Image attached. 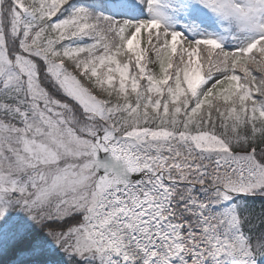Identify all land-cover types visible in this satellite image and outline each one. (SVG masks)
I'll use <instances>...</instances> for the list:
<instances>
[{"label": "rangeland", "instance_id": "obj_1", "mask_svg": "<svg viewBox=\"0 0 264 264\" xmlns=\"http://www.w3.org/2000/svg\"><path fill=\"white\" fill-rule=\"evenodd\" d=\"M110 7L114 28L127 37V48L139 49L144 54L145 47H171L185 65L189 89L197 95L207 91L221 78L204 75L199 58L201 40L222 48L232 56L241 50L251 49L264 37V0H117L111 1ZM18 18L19 14L14 13V19ZM8 56L10 58L0 52V78L7 79L14 92L27 89V97L31 101L29 117L17 112L19 121L23 122L18 131L0 121V255L24 233L40 226L43 219L62 221L75 216L79 224L64 233H52L49 239L38 241L33 249L23 252L16 263L57 251V257L53 254L55 260L46 264H84L89 259L92 261H87L88 264L93 261L127 264L128 254L118 234V223L112 220L111 213L115 212L119 220L122 215L112 207V203L123 199L129 203L132 212H139L133 208L134 193L143 198L142 189L149 186L152 177L145 172L141 184L131 187L134 191L127 192L110 177L97 175L93 165L96 150L108 146L113 149L119 144L112 134L103 133L101 119L106 114L102 102L79 83L77 71L71 72L61 64L55 65L51 74L60 81L69 100L61 104L52 100L45 109L39 107L41 88L37 82V66L25 58ZM142 61L144 77L159 80L151 58L146 60L143 57ZM9 66L17 71L13 72ZM11 74L17 76L16 81L9 77ZM162 133L193 139L207 159L235 157L254 164L256 182L235 194L232 205L246 250L253 262L260 264L251 236L242 228L238 211L242 201L238 200L240 196H264V163L260 164L254 153L232 152L221 138L209 132L175 133L137 127L123 135L138 140L136 137L139 135ZM159 142L164 144L165 140ZM120 143L133 147L131 141ZM181 145L188 147L185 142ZM112 153L117 154L116 150ZM132 166L136 167V164L132 163ZM13 191L20 193L22 198L16 192L11 196ZM148 210L147 206L143 208V211ZM144 214L140 220L142 228L150 225L151 212ZM2 219L6 220L4 225ZM129 219L138 226L137 222ZM114 248L116 256H119L112 261Z\"/></svg>", "mask_w": 264, "mask_h": 264}, {"label": "trees", "instance_id": "obj_2", "mask_svg": "<svg viewBox=\"0 0 264 264\" xmlns=\"http://www.w3.org/2000/svg\"><path fill=\"white\" fill-rule=\"evenodd\" d=\"M111 1L117 0H0V52L37 66L41 88L37 106L45 109L49 101L61 104L69 100L60 81L51 74L55 65L62 64L71 72L77 71L79 83L102 102L106 115L101 121L119 134L137 127L175 133L209 132L233 152L254 153L257 161L264 163V37L251 49L232 56L201 40L199 58L204 75L221 78L197 95L189 89L185 65L171 47H145L144 54L127 48V37L114 28ZM16 12L18 19H14ZM143 57L151 58L159 80L144 77ZM9 77L16 81V75ZM14 91L7 79L0 78V121L18 131L23 122L17 112L29 117L31 100L27 89ZM240 200L242 228L251 236L259 263L264 264V196H240ZM2 220L4 225L6 220ZM79 223L75 216L62 221L43 219L40 226L24 233L0 255V264L48 263L59 252L16 261L38 241Z\"/></svg>", "mask_w": 264, "mask_h": 264}, {"label": "bare ground", "instance_id": "obj_3", "mask_svg": "<svg viewBox=\"0 0 264 264\" xmlns=\"http://www.w3.org/2000/svg\"><path fill=\"white\" fill-rule=\"evenodd\" d=\"M136 138L139 143L131 148L125 143L113 146L140 171V178L131 182L140 185L145 172L152 177L142 189L143 198L134 193L133 208L139 212H132L126 200L112 203L122 215L119 220L111 213L127 264H254L232 205L235 194L256 182L254 164L235 157L207 159L193 139L182 135ZM145 206L148 211H143ZM145 212H151L150 225L142 228ZM116 255L114 248L112 261Z\"/></svg>", "mask_w": 264, "mask_h": 264}, {"label": "water", "instance_id": "obj_4", "mask_svg": "<svg viewBox=\"0 0 264 264\" xmlns=\"http://www.w3.org/2000/svg\"><path fill=\"white\" fill-rule=\"evenodd\" d=\"M206 1V0H204ZM106 131L113 133V138L118 141L125 139L130 140L132 143H136V140L130 136L118 135L114 128H108L106 125ZM94 168L97 171V175H114L115 179L125 183L131 179H137L140 175L136 174L132 176L128 170L127 163L124 159L115 157L110 152L103 151L100 154L99 159L94 160ZM256 264V263H254Z\"/></svg>", "mask_w": 264, "mask_h": 264}, {"label": "flooded vegetation", "instance_id": "obj_5", "mask_svg": "<svg viewBox=\"0 0 264 264\" xmlns=\"http://www.w3.org/2000/svg\"><path fill=\"white\" fill-rule=\"evenodd\" d=\"M99 157H100V152H98V151L96 150L95 159H99Z\"/></svg>", "mask_w": 264, "mask_h": 264}]
</instances>
